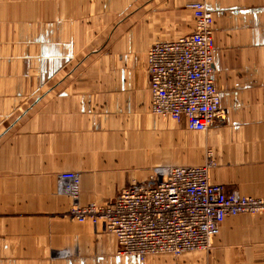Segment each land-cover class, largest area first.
Returning a JSON list of instances; mask_svg holds the SVG:
<instances>
[{
    "label": "crops",
    "instance_id": "crops-1",
    "mask_svg": "<svg viewBox=\"0 0 264 264\" xmlns=\"http://www.w3.org/2000/svg\"><path fill=\"white\" fill-rule=\"evenodd\" d=\"M196 2L214 13L228 113L202 132L152 112L148 70L153 45L194 32L184 9ZM170 126L195 146L185 163L211 149L213 183L264 198V0H0V264H264V213L228 218L210 253L145 263L120 257L114 235L63 218L61 173L81 176L84 205L166 179L147 132L169 138Z\"/></svg>",
    "mask_w": 264,
    "mask_h": 264
},
{
    "label": "built area",
    "instance_id": "built-area-1",
    "mask_svg": "<svg viewBox=\"0 0 264 264\" xmlns=\"http://www.w3.org/2000/svg\"><path fill=\"white\" fill-rule=\"evenodd\" d=\"M195 31L155 44L148 53L152 112L164 120H186L192 132L208 131L228 119L216 81L214 17L205 3L190 6ZM201 166H177L155 188L122 191L110 205L81 203V176H59V193L70 199V215L118 241L121 256L209 252L226 220L264 213V198L227 194L211 180L218 167L213 151Z\"/></svg>",
    "mask_w": 264,
    "mask_h": 264
},
{
    "label": "rangeland",
    "instance_id": "rangeland-1",
    "mask_svg": "<svg viewBox=\"0 0 264 264\" xmlns=\"http://www.w3.org/2000/svg\"><path fill=\"white\" fill-rule=\"evenodd\" d=\"M202 3H205V2H202ZM192 5V3H190L188 6H186V8L188 7V9H184L186 12H188L187 14H189V16L191 17V22H192V25L195 24V20H194V12H193V9L190 8V6ZM207 6V5H206ZM210 11V10H209ZM211 12V11H210ZM212 13V12H211ZM214 14V13H212ZM194 31H195V26H194ZM154 46V45H153ZM164 120V119H163ZM228 120V119H227ZM165 122V121H164ZM227 123V121L225 122V124ZM165 124H168V121L167 123ZM224 124V125H225ZM170 125V124H169ZM218 126V125H217ZM221 126V125H219ZM216 127L213 126L212 128ZM211 128V129H212ZM170 137L168 138L166 135H163L159 130H154V132H152L151 128L149 129V131L147 132L148 135H149V139L151 140L152 139V135L154 136V141H155V148H154V151H155V156H154V165L155 167L154 168H162L163 167V170H168V172L174 168V167H177V166H195V165H201V164H205L206 162V157H207V154L208 152L210 151H213L211 149H206L205 151V154H204V160L199 163V164H188V163H185V158H188V160L190 161L189 157L188 156V152H192V150L195 148L194 145H192L191 143V138L188 137L187 141H186V145L187 147H183L182 146V142H181V139L179 138V136H177L176 133L172 132V126H170ZM138 134L140 136H142V130H139L138 131ZM169 142V143H168ZM192 142H194V139H192ZM189 143V144H188ZM169 144V145H168ZM214 152V151H213ZM215 154V152H214ZM215 158H216V154H215ZM150 160L152 161V158L150 157ZM191 162V161H190ZM192 163V162H191ZM160 168V169H161ZM146 173H151V170L147 169ZM155 172L152 171L151 174H154ZM62 174V173H61ZM60 176V175H59ZM81 193V192H80ZM118 197V196H117ZM116 197V198H117ZM115 198V199H116ZM69 200V203L71 202L70 199L68 198ZM115 201V200H114ZM113 201V202H114ZM82 203V202H81ZM101 203V202H100ZM91 204V203H90ZM95 204H99L98 202L95 203ZM84 205V204H82ZM89 205V204H88ZM100 205V204H99ZM86 206V205H84ZM70 208V206H69ZM69 208L68 210L66 211V213H64L63 215V218H66L70 221H73V222H77L76 219L74 218V216L70 215V211H69ZM256 215H259V214H256ZM78 223V222H77ZM93 227V226H92ZM94 231L95 232H99L96 230V228H94ZM118 250H119V247H118ZM201 252V251H200ZM211 251L209 252H205V253H210ZM187 253H193V252H187ZM186 254V253H184ZM182 254V255H184ZM119 255V253H118ZM180 255V256H182ZM121 257V255H119ZM175 256V255H174ZM180 256H175V257H180ZM150 257V256H149ZM123 258H126V259H129V260H135L137 258H130V257H126V256H123ZM139 262L141 263H145L143 261H141L140 259H137Z\"/></svg>",
    "mask_w": 264,
    "mask_h": 264
},
{
    "label": "bare ground",
    "instance_id": "bare-ground-1",
    "mask_svg": "<svg viewBox=\"0 0 264 264\" xmlns=\"http://www.w3.org/2000/svg\"><path fill=\"white\" fill-rule=\"evenodd\" d=\"M206 7L208 8V6H206ZM208 9H209V8H208ZM156 171H157V170H156ZM156 171H155V172H156ZM159 173H160V171L158 170V171L156 172V174H159Z\"/></svg>",
    "mask_w": 264,
    "mask_h": 264
},
{
    "label": "water",
    "instance_id": "water-1",
    "mask_svg": "<svg viewBox=\"0 0 264 264\" xmlns=\"http://www.w3.org/2000/svg\"><path fill=\"white\" fill-rule=\"evenodd\" d=\"M155 186H156V183L153 185V186H151L150 188L152 189V188H155Z\"/></svg>",
    "mask_w": 264,
    "mask_h": 264
}]
</instances>
